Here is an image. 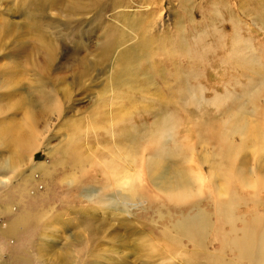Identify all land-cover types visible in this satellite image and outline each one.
Returning <instances> with one entry per match:
<instances>
[{
  "label": "rangeland",
  "instance_id": "obj_1",
  "mask_svg": "<svg viewBox=\"0 0 264 264\" xmlns=\"http://www.w3.org/2000/svg\"><path fill=\"white\" fill-rule=\"evenodd\" d=\"M198 93L208 105H183ZM240 113L264 138V0H0V167L23 155L19 174L0 171L10 176L0 183V264H171V254L137 243L161 227L149 221V207L122 215L86 200L83 188L115 193L114 177L95 169L105 158L137 176L166 117L203 154L216 152L217 132ZM19 130L25 141L38 137L39 147L15 145ZM248 150L234 161L252 167ZM23 207L39 219L2 233ZM123 217L144 233L90 249L84 219L105 237Z\"/></svg>",
  "mask_w": 264,
  "mask_h": 264
},
{
  "label": "bare ground",
  "instance_id": "obj_2",
  "mask_svg": "<svg viewBox=\"0 0 264 264\" xmlns=\"http://www.w3.org/2000/svg\"><path fill=\"white\" fill-rule=\"evenodd\" d=\"M201 93L189 95L183 105L199 110L208 105V100L204 96L201 98ZM234 117L235 120L225 121V124H230L227 132L224 129L216 134L219 149L216 146L214 152L213 147L211 150L206 148L203 154L195 153L193 144L185 143L180 127L172 124L170 116L164 118L165 121L154 126L149 159L144 161L139 174L136 176L130 167L105 158L95 169L107 176L112 175L114 181L111 180L117 190L115 193H108L107 189L94 193V190L83 188L86 200L116 207L122 215L133 213L134 209L139 215L138 204L142 208L149 207L151 216L154 214L149 221H160L161 227L158 235L154 233L151 236L153 227L146 222L150 226V234L138 239L137 243L154 250V255L167 257L171 254V264H264V138L257 123L249 121L242 113ZM235 133L240 136L239 142L231 137ZM12 134L15 145L18 142L25 150L33 151L36 145L37 148L40 145L36 136L32 141H25L20 130ZM244 149H250L253 154L252 167H246L242 158L234 161V156ZM121 155L116 152V156ZM72 156H75V150L68 144L65 157L72 160ZM30 159L32 161V157ZM21 160L23 155L8 160L0 171L19 174ZM39 168L47 170L45 165L39 164L35 169ZM32 175L31 172L22 179L28 181ZM6 176L0 177L1 184L10 178L6 179ZM236 178L241 183L238 184ZM248 187L247 195L243 196L242 190ZM18 188H11V192ZM145 200L152 203H145ZM242 203L244 208H240ZM34 212L28 207L19 209L15 219L1 227V232L7 235L18 232L27 222L39 219L40 214L33 215ZM122 219V222L114 224L112 233L105 236L107 239L94 227L91 218L84 219L83 224L90 234L87 243L93 245L90 249L100 241L123 246L130 243V236L144 233L132 219ZM122 231L126 235L122 236ZM152 242L153 246L156 243L158 246L153 247ZM44 250L43 244L38 252ZM86 264H98V261L89 258Z\"/></svg>",
  "mask_w": 264,
  "mask_h": 264
}]
</instances>
